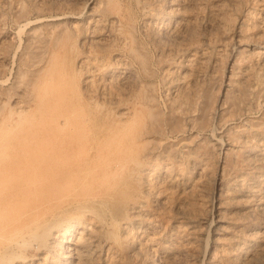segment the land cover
I'll use <instances>...</instances> for the list:
<instances>
[{
  "label": "bare ground",
  "instance_id": "obj_1",
  "mask_svg": "<svg viewBox=\"0 0 264 264\" xmlns=\"http://www.w3.org/2000/svg\"><path fill=\"white\" fill-rule=\"evenodd\" d=\"M39 1L17 3L15 10L20 16L28 9L40 10L46 4ZM136 1L144 15L141 25L147 38L163 34L184 45L177 63L166 70L172 93L167 111L156 110V96L148 93L145 78L152 74L151 65L145 52L135 46L133 11L124 0H92L85 20H81L79 6L71 5L68 26L34 29L30 51L34 69L27 81L32 95L17 89L0 100V111L8 104L0 113V264H174L180 247H185V253L202 250L209 264L262 262L264 133L248 140L242 129L235 127L224 137L212 134L202 146L196 136L211 120L224 122L228 105L254 89L259 96L264 93V0H248L250 8L244 6L247 0L234 1L239 5L236 20L226 12L225 1L207 2L209 20L218 22L222 33L230 31L218 50L229 43L233 50L228 61L224 56L230 73L221 81L220 93L198 78L210 51L205 46L213 41L195 39L197 17L191 13L205 7L207 0L204 6L202 0ZM159 4L166 6L161 9ZM214 9L218 16L211 12ZM162 12L166 20L159 27L157 19ZM231 88L238 90L237 94H230ZM31 101L33 107L29 108L25 103ZM257 123L251 122L250 134L257 130L253 128ZM170 136L180 138L168 141ZM181 144L187 148L182 149ZM215 149L222 156L210 163L209 151ZM239 163L249 180L234 172L229 185L227 168ZM211 166L221 172L216 169L213 181L218 204L214 205L212 245L204 247L200 222L208 208L204 210L203 202H198V182ZM174 194L182 204L174 206L175 214L190 216L189 220L173 225L161 222L157 228L161 211H155L154 202L164 197V204ZM156 232L159 238L164 233L168 236L157 242ZM184 236V243L178 240ZM27 245L35 253H27ZM155 254L159 255L156 263ZM187 261L184 264H195Z\"/></svg>",
  "mask_w": 264,
  "mask_h": 264
},
{
  "label": "rangeland",
  "instance_id": "obj_2",
  "mask_svg": "<svg viewBox=\"0 0 264 264\" xmlns=\"http://www.w3.org/2000/svg\"><path fill=\"white\" fill-rule=\"evenodd\" d=\"M31 0H0V100H3L6 95H8V91L9 93H13L14 91L13 90H27L31 95H32V92H33V89L30 88V86L27 87V81L31 78L32 76V73H33V69H34V66L31 65L32 61H33V56L34 54L33 53H30V51L32 50L33 48V43H34V39L32 38L33 37V31L35 29V31H42V30H50L51 28L53 29H60L59 26L61 27H66L68 26L71 18L68 16L69 15V12L68 10L71 9V5H73V7H78L80 8V10L82 12H80V17H81V20H85L87 18V13H88V10L86 9H89V6L90 4L92 3V0H75V3L73 4H70L69 5V0H44L46 5H44V7L42 9H28L26 10L27 13H24L20 16V14L18 15V13L16 12L15 10V7L16 5L20 4H25V5H28ZM32 1H36V2H40L39 0H32ZM64 1L66 4H64ZM74 1V0H72ZM83 3L82 6L80 5V3ZM94 1V0H93ZM127 1V2H126ZM134 1V2H133ZM204 1L205 0H202L200 2V4H202V6H204ZM222 1H225L224 3L225 4V8H226V12L229 13V15L234 18L235 20L238 18V7L239 5L235 4L234 1L236 2V0H222ZM9 2V4H8ZM68 2V3H67ZM123 2V0H122ZM136 2V3H135ZM206 2V6L205 7H200L199 8V12L196 10H194L195 12L192 11L191 14H195L196 13V16L193 14L192 16H194L196 19H195V27L194 28V33L195 34V39L197 41H202V39H206V38H210V41H213L215 43H209L210 45H203V47H207L205 50H210L208 53L206 52V55L208 56L207 57V60H205V63H203L202 67L201 68V71L199 72V80L204 83V85L206 87H208V89H212L213 92L215 93H220V88L222 84L221 81H223L225 79H227L226 77V74L228 75L230 72L229 67H227V64L225 65V63H227L228 61V58H229V54H231L233 52V50L231 49L232 45H230L231 43H229V45H227V49L225 46H220V48L222 49L221 50H218V46H219V43L224 40L225 38H227V36H229V33L230 31H226L224 33L221 32V26L219 27L218 26V22L216 21H212V20H209V17L208 15L210 14V11L208 9V4L210 3H207ZM219 2V1H217ZM248 4H245L244 6L250 8L249 6H251V4L249 3V1L247 0ZM18 3V4H17ZM48 3V4H47ZM85 3V4H84ZM129 9L130 11H133L131 12L132 15H133V18H134V26L135 28H133V34L135 35L134 36V43H135V46L136 48L138 47V49L141 51V52H145V55L147 56V59L149 60L148 63V66L151 65V68L149 66V69L151 70L150 72L153 74H150L147 78H145V83L148 84V93L152 94L153 98H154V101H157V102H154V106H155V109L158 110L160 113L162 112H166L168 107H167V101L170 97V95L172 93H170V90H169V83L168 81L170 80L169 75H168V72L166 71L168 67H170V65H173L175 64V62L177 63V59H178V55L179 53L181 52V48L184 47L183 44H175V42L171 39L172 37L169 36V37H163L164 35L161 34L158 35V37L156 39H152L151 37H148V35H146L145 32H143V29H142V22H143V19H144V15L142 13V10L140 5L137 3L136 0H124L123 2ZM128 3V4H127ZM132 3V4H131ZM160 3V2H159ZM234 3V4H233ZM237 3V2H236ZM63 4V6H61ZM136 5V7H134ZM139 5V7H138ZM162 5V6H161ZM237 5V6H236ZM50 6V7H49ZM67 6V7H66ZM71 6V7H70ZM88 6V7H87ZM133 6V7H132ZM159 8L161 7V9H163L166 4H159L158 5ZM235 6V7H234ZM47 7V8H46ZM63 7V8H62ZM69 7V8H68ZM228 7V8H227ZM61 8V9H60ZM66 8V9H65ZM205 8V9H203ZM235 8V9H234ZM45 9V10H44ZM60 9V10H59ZM83 9V10H82ZM137 9V10H136ZM203 11H202V10ZM31 10V11H30ZM34 10V11H33ZM43 10V11H41ZM62 10V11H61ZM136 12H135V11ZM139 10V11H138ZM208 10V12H207ZM29 11V12H28ZM60 11V12H59ZM70 11V10H69ZM139 13H138V12ZM205 11V13H204ZM58 12V13H57ZM202 12V13H201ZM215 14H217V16L219 15V11H216L214 9V11H211ZM217 12V13H216ZM221 12V11H220ZM236 12V13H235ZM65 13V14H64ZM198 13V14H197ZM201 13V14H199ZM67 14V15H66ZM137 14V15H136ZM162 14V15H161ZM160 14V18L157 19V26L159 27H162V24H163V21H165L166 19L165 18V15L164 13L162 12ZM24 15V16H23ZM200 15V16H199ZM202 15V16H201ZM63 18H62V17ZM137 17V18H136ZM236 17V18H235ZM40 18V19H39ZM143 18V19H142ZM201 18H204V19H201ZM51 19V20H50ZM164 19V20H163ZM199 19V20H198ZM206 19V21H205ZM41 20V21H40ZM142 20V21H141ZM208 20V21H207ZM65 21V22H64ZM137 21V22H136ZM161 21V22H160ZM200 21V22H199ZM29 22V23H28ZM57 24H56V23ZM61 22V23H60ZM68 22V23H67ZM207 22V23H206ZM210 22V23H209ZM212 22V23H211ZM233 21H231L232 23ZM230 23V22H229ZM230 23V24H231ZM40 24V25H39ZM54 24V25H53ZM140 24V25H139ZM160 24V25H159ZM212 27H209L211 26ZM222 25V28H223V25L224 23H221ZM48 26V27H47ZM225 26V25H224ZM217 27V28H216ZM31 28V29H30ZM44 28V29H43ZM42 29V30H41ZM136 31H135V30ZM32 30V31H31ZM139 30V31H138ZM31 31V32H30ZM135 31V32H134ZM215 31V32H214ZM218 31V33H217ZM16 32V33H15ZM200 32V33H199ZM221 32V33H220ZM138 33V34H137ZM219 34V36H218ZM140 35V36H139ZM144 38H143V36ZM197 35V37H196ZM9 36V37H8ZM205 36V37H204ZM208 36V37H207ZM211 36V37H210ZM213 36V37H212ZM224 36V37H223ZM29 37V38H28ZM162 39H161V38ZM217 37V38H215ZM31 38V39H30ZM150 38V39H149ZM169 38V39H168ZM202 38V39H201ZM212 38V39H211ZM224 38V39H223ZM139 39V40H138ZM143 39V40H142ZM158 39V40H157ZM200 39V40H199ZM214 39V40H213ZM216 39V41H215ZM218 39L220 40L218 42ZM13 40V41H12ZM26 40V41H25ZM29 42H28V41ZM148 40V42H147ZM154 40V41H153ZM157 40V42H156ZM161 40V42L159 41ZM166 42H165V41ZM170 42H169V41ZM172 40V41H171ZM141 43H140V42ZM26 42V43H24ZM28 42V43H27ZM146 42V44H145ZM163 42V43H162ZM173 42V43H171ZM218 42V43H217ZM32 43V44H31ZM24 44V45H23ZM27 44V45H26ZM31 44V45H30ZM168 44V45H167ZM174 46H173V45ZM218 44V45H217ZM151 45V47H150ZM158 45V47H157ZM171 45V46H170ZM176 45V46H175ZM215 45V46H214ZM182 46V47H181ZM210 46V47H209ZM212 46V47H211ZM9 47V48H8ZM165 47V48H164ZM168 47V48H167ZM171 47V48H170ZM224 47V48H223ZM142 48V49H141ZM145 48H146V51H145ZM157 48V49H156ZM216 48V49H215ZM27 49V50H26ZM160 49V50H159ZM166 49V50H165ZM176 49V50H174ZM224 49V50H223ZM230 49V50H229ZM168 50V52H167ZM4 51V52H3ZM148 51V52H147ZM155 51V52H154ZM215 53H214V52ZM227 51V52H226ZM27 52V53H26ZM162 52V54H161ZM215 54L213 55L212 54ZM224 52V53H223ZM154 53V54H153ZM157 53V55H156ZM166 53V54H165ZM223 58H221L222 56ZM27 54V55H26ZM149 57H148V55ZM151 54V56H150ZM168 54V55H167ZM176 56H175V55ZM211 54V55H210ZM224 54V55H223ZM12 55V56H11ZM14 55V56H13ZM165 55V57H164ZM2 56V57H1ZM17 56V57H16ZM153 56V57H152ZM156 56V57H155ZM211 56V57H210ZM221 56V57H220ZM226 60H224L225 58ZM20 57H24L23 59L20 58ZM155 57V58H154ZM176 57V58H175ZM32 58V60H31ZM157 58V59H156ZM172 58V59H171ZM215 58V59H214ZM28 59V60H27ZM164 59V60H163ZM166 59V60H165ZM13 60V61H11ZM153 60V61H152ZM211 60V61H209ZM217 60V63H215V61ZM28 61V63H27ZM155 61V62H154ZM169 61V62H167ZM208 61V62H207ZM159 64H158V63ZM165 62V63H163ZM173 62V63H172ZM210 62V63H209ZM155 63V64H154ZM157 63V64H156ZM209 63V64H208ZM162 64V65H161ZM212 64V65H211ZM214 64V65H213ZM158 65V66H157ZM160 65V66H159ZM18 66V67H17ZM22 68H21V67ZM205 66H206V70L203 72L202 69H205ZM212 66V67H211ZM29 67V69H28ZM21 68V69H20ZM166 68V69H165ZM27 69V70H25ZM157 69V70H156ZM161 69V70H160ZM212 69V70H210ZM224 69V70H223ZM21 70V71H20ZM23 70V71H22ZM163 70V72H162ZM154 71V72H153ZM159 71V72H158ZM208 71V72H206ZM210 71L211 74H210ZM222 71V72H221ZM228 71V72H226ZM166 72V73H165ZM14 73V74H13ZM22 73V75H21ZM159 73V74H158ZM162 73V74H161ZM209 73V75H207ZM222 73V74H221ZM24 74V76H23ZM204 74V75H203ZM221 74V75H220ZM158 75V76H156ZM161 75V76H160ZM206 75V76H205ZM212 75V76H211ZM224 75V76H223ZM164 80H163V77ZM167 76V77H166ZM205 76V77H204ZM209 76V77H208ZM221 76V77H220ZM154 77V78H153ZM160 77V78H159ZM211 77V78H210ZM216 77V79L214 78ZM201 78H204L201 80ZM207 78V79H206ZM211 80H209V79ZM213 78V79H212ZM154 80V81H153ZM162 80V81H161ZM207 80V81H206ZM218 80V81H217ZM20 83H19V82ZM151 81V82H150ZM164 81V82H163ZM3 82V83H2ZM139 82V81H138ZM136 81V83H138ZM148 82V83H147ZM206 82V83H205ZM219 83V84H218ZM17 84V85H16ZM26 84V85H25ZM152 84V85H151ZM212 84V85H211ZM15 85V86H14ZM24 85V86H23ZM151 85V87H150ZM12 86V87H11ZM14 86V87H13ZM26 87V88H25ZM219 87V88H217ZM22 88V89H21ZM134 88L136 89L135 92L137 93L138 92V88L134 86ZM152 88V89H151ZM30 89V90H29ZM138 89V90H137ZM151 89V90H150ZM6 92H5V91ZM12 90V91H11ZM32 90V91H31ZM154 90V92H153ZM142 91H147L145 90L144 88L142 89ZM233 91V92H231ZM238 92V90H235L233 88L230 89L229 93H235V92ZM141 91H139L138 93L140 94ZM236 92V94H237ZM255 92V93H254ZM259 91H257L256 89L253 90V92H250L248 93L246 96H244L242 99H239L234 105L230 106L228 105V109H227V117H225V121L224 122H221V124L219 123H216L215 120H211L210 121V124H208V127L205 128L204 131L201 132V134L199 133L198 136H196L197 138V142L201 145L203 144L204 142L208 141L211 137L212 134L216 135V136H223L224 137V133L226 131H235V129L237 130H241V132H244L245 135L248 136V140L251 139L252 137H258L260 135H262L264 133V93H262L260 96L258 94ZM213 93V94H215ZM169 96H168V95ZM254 94V95H253ZM166 95V96H165ZM253 95V96H252ZM159 96V97H158ZM168 96V97H167ZM249 96V97H247ZM252 96V98H251ZM257 96H259L257 98ZM263 96V97H262ZM247 97V98H246ZM246 98V99H245ZM251 98V99H250ZM254 98V100H253ZM245 100V101H243ZM250 101V102H249ZM242 102V104H238ZM244 102V104H243ZM247 102H248V105H247ZM10 103V101H9ZM29 103V104H28ZM250 103V104H249ZM252 103V104H251ZM31 104V105H30ZM237 104V105H236ZM25 105H29L28 107L29 108H32L33 107V103L32 101L31 102H27L25 103ZM157 105V106H156ZM240 105V106H239ZM243 105V107H242ZM245 105L247 108H245ZM252 105V106H251ZM8 106V104H5L3 107H2V110L4 111L5 108ZM236 106V107H235ZM250 106V107H249ZM233 107V108H232ZM249 107V108H248ZM164 110V111H161ZM233 109V110H232ZM1 110V111H2ZM236 110L238 112H236ZM240 110V111H239ZM0 111V113H1ZM242 111V112H241ZM246 111V112H245ZM231 114V115H230ZM241 114V115H240ZM225 115V116H226ZM231 116V117H230ZM229 119V121H228ZM236 120V121H235ZM213 121V123H211ZM229 122V123H228ZM251 122L253 123H257V124H254L253 125V128L254 129H257L255 131H253L252 134H250V124ZM228 123V124H227ZM230 124V125H229ZM236 124V125H235ZM212 125V126H211ZM224 125H227V126H224ZM260 125V127H259ZM246 127V129L244 127ZM257 126V128H255ZM236 127V128H235ZM248 127V128H247ZM259 127V128H258ZM225 128V129H224ZM232 128V129H231ZM235 128V129H234ZM228 129V130H227ZM244 129V130H243ZM219 132H217V131ZM222 130V131H221ZM249 130V131H248ZM216 131V132H214ZM258 131V132H257ZM186 132V133H185ZM184 134L186 136L190 135L189 131H185ZM212 132V133H211ZM193 134H196V132H192ZM202 133L204 135H202ZM219 133V134H218ZM249 133V134H248ZM208 135V136H207ZM253 135V136H252ZM207 136V137H206ZM251 136V137H250ZM264 136V134H263ZM160 137H163V136H158L157 138H160ZM171 137V139H170ZM168 139V141H172L174 140V137L173 136H170ZM173 138V139H172ZM176 139L177 138H180L179 136L175 137ZM195 138V139H196ZM199 138V139H198ZM201 138V139H200ZM161 140L163 141H166L165 138H162ZM154 140H150V143H153ZM173 143H175L173 141ZM184 144V143H183ZM181 144L182 146V149H186L187 147H185L186 145H183ZM202 146V145H201ZM218 150L215 149V152L213 151H209L210 152V155H209V159H208V162L212 163L213 161L211 160H215L220 156H222V153L220 152L219 156H218ZM217 154V155H216ZM210 160V161H209ZM237 166V167H236ZM234 168H232L231 166H229L228 168H230V170L227 168V173L225 176H227L229 174V177L226 178L228 179L227 183H229V185H231L233 182V179L234 176H235V173L236 174H241L244 176V178H246L247 180H249V176L248 174H245V169L243 167V165H240L239 163V167L238 165H236ZM221 167V166H220ZM214 168V169H213ZM239 168V170H238ZM216 169H219V172H221V169L220 168H215V166H211L210 167V171L207 172V174L205 176H203L201 178V180L198 182L199 184V187H198V190L200 191V194L201 196L199 197L198 196V202H203L202 203V207L203 209H207L205 211L206 215H205V219H202V221L200 222L201 225H202V245L205 247V246H211L212 245V238H213V234H211V229L213 228V223H215V210H214V205H217L218 202H217V197H218V193L215 191V185H214V178H216V172H218V170L216 171ZM236 169V170H234ZM213 170V171H212ZM215 170V171H214ZM231 171L232 172V175H231ZM235 172V173H234ZM239 172V173H238ZM243 173V174H242ZM234 174V175H233ZM215 175V176H214ZM210 179V180H209ZM230 179V180H229ZM231 181V183H230ZM201 182V183H200ZM203 182V183H202ZM208 182V183H206ZM211 184V185H210ZM263 184H264V178H263ZM213 186V187H212ZM201 187H205L204 189L201 188ZM210 187V188H209ZM212 188V189H211ZM202 189V190H201ZM207 190V191H205ZM209 190H210V193H209ZM169 191V190H168ZM202 191V192H201ZM209 194V195H208ZM163 195V194H161ZM175 195V196H174ZM174 195H171V198H167V201L170 202H166L163 204V200L162 198L164 197H160L159 200H158V203L157 202H154V208H155V211L159 210V212L161 213L160 214V217H158V220H157V228H160V225H161V222L162 224L166 225V224H170V225H173L175 224L176 222L178 221H187L189 220L188 218L190 217H180V214H175L174 212V206L176 205H180L181 203L180 200L177 198L178 195L174 194ZM216 195V196H215ZM177 196V197H176ZM205 196V197H204ZM210 196V197H208ZM204 197V198H202ZM201 198V199H200ZM174 199V200H173ZM176 199V200H175ZM205 199V200H204ZM209 199V201L207 200ZM213 199V200H212ZM157 200V199H156ZM172 200V201H171ZM211 200V201H210ZM161 201V202H160ZM207 201V203H206ZM174 203V204H173ZM206 203V204H205ZM217 203V204H216ZM172 207H171V205ZM205 204V205H204ZM212 204V205H211ZM158 205V206H157ZM166 205V206H165ZM182 205V204H181ZM204 205V206H203ZM161 206V207H160ZM164 206V207H163ZM206 206V207H205ZM212 210H211V208ZM221 207H224L225 205L224 204H220ZM166 207L168 209H166ZM170 207V208H169ZM166 209V210H165ZM170 209V211H169ZM208 211V212H207ZM165 212V214H164ZM212 212V213H211ZM167 213V214H166ZM209 213V214H208ZM210 214H212L210 216ZM163 215V216H162ZM173 215V216H172ZM172 216V217H171ZM176 216V217H175ZM186 216V215H185ZM188 216V215H187ZM164 218V220H163ZM170 218V219H169ZM183 219V220H182ZM211 221H210V220ZM207 220V221H206ZM227 220V219H226ZM209 221V222H208ZM207 222V223H206ZM213 222V223H212ZM205 225V226H204ZM205 227V228H204ZM206 229V230H205ZM209 231V232H208ZM157 233V242H161L164 240V238H166L168 235H166L165 233L164 234H161L160 238H159V232H156ZM141 237V238H140ZM138 238L142 239L143 237L142 236H139L138 235ZM176 238V237H175ZM184 237L180 238L178 237V240L182 241L183 243L186 241V239H184ZM204 239V240H203ZM176 240V239H174ZM177 240V241H178ZM185 240V241H184ZM176 241V242H177ZM207 241V242H206ZM157 244V243H156ZM182 248V250H186L184 249L183 247H180V249ZM26 252L27 253H35L31 247H29L28 245L26 246ZM181 250V252H182ZM189 250V249H188ZM190 251V250H189ZM178 253L176 256V259H175V262L174 264H184V262H188V260H192V262H194L195 264H209L207 262V259L205 258L204 256V253H202V250L197 252L195 254V252H182V253ZM201 253V255H200ZM189 255L188 257L185 256V255ZM191 254L195 255V256H192ZM182 256V257H181ZM152 257V256H151ZM154 257V258H153ZM153 260H154V263L156 262H159V255H153ZM185 257V258H184ZM187 257V258H186ZM195 258V261L193 260ZM178 258V259H177ZM180 258V259H179ZM191 258V259H190ZM198 258V259H197ZM178 260V261H177ZM180 260V261H179ZM206 260V261H205ZM182 261V262H181ZM189 261V262H190ZM201 261V262H200ZM262 262H259L257 264H264V258L261 260ZM179 262V263H178ZM181 262V263H180Z\"/></svg>",
  "mask_w": 264,
  "mask_h": 264
}]
</instances>
